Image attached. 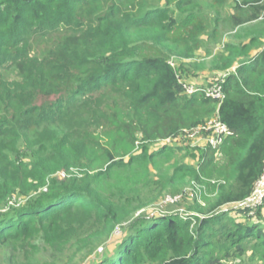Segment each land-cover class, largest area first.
Returning a JSON list of instances; mask_svg holds the SVG:
<instances>
[{
	"label": "trees",
	"instance_id": "16d2710c",
	"mask_svg": "<svg viewBox=\"0 0 264 264\" xmlns=\"http://www.w3.org/2000/svg\"><path fill=\"white\" fill-rule=\"evenodd\" d=\"M223 1L216 0L218 7ZM200 2L0 0L4 264H222L249 250L264 261V202L243 206L264 176V0H234L232 13L222 22L217 17V24L250 40L227 44L215 68L223 76L238 67L223 84V101L186 95L187 70L170 63L197 50L195 41L207 33ZM9 72L15 79L4 77ZM210 117L233 131L220 148L224 165L214 166L217 152L208 148L199 171L185 162L174 171L196 181L215 172L223 183L214 185V197L185 216H135L153 202L140 197V188L180 193L173 181L137 179L138 169L148 178L156 162L182 151L175 144L151 150L150 144ZM99 131H114L130 147L140 142L141 153L117 160L106 151L99 164L89 148L102 146ZM73 167L85 169L81 178L54 177ZM124 174L109 195L106 182ZM78 214L86 218L68 221Z\"/></svg>",
	"mask_w": 264,
	"mask_h": 264
},
{
	"label": "rangeland",
	"instance_id": "374dc122",
	"mask_svg": "<svg viewBox=\"0 0 264 264\" xmlns=\"http://www.w3.org/2000/svg\"><path fill=\"white\" fill-rule=\"evenodd\" d=\"M220 2L223 0H219ZM218 3V2H217ZM216 0H202L200 4H202L201 8L203 12L200 14L202 16L203 22L207 27V33L205 35L202 34L197 41L198 49L191 50L188 56L181 58L176 57L170 59V63L179 68L182 66L187 70L185 74H196L199 76L204 71H208L212 69V66H217L218 62H222L221 56L224 55L226 52V45L236 43V39L240 37L241 31L236 29H232V27L226 25L224 22L221 24L217 21V17L220 18L221 22L224 21L229 14L232 13V8L234 6V0L223 1L220 7H218ZM215 4V6L213 5ZM214 8H213V6ZM218 10V13H217ZM261 22V21H260ZM260 22L256 24L249 25L246 27V30H251L252 27H255ZM249 39V37H248ZM264 42V39H263ZM194 48V46H192ZM258 50V49H255ZM222 60V61H221ZM232 69L227 70L225 73L232 72ZM224 73V72H223ZM208 76V75H205ZM222 74L213 77V79H217ZM4 77L8 80L15 79L14 74L9 72L5 74ZM212 79V80H213ZM198 78L193 79L192 83H196ZM209 80V78L207 79ZM211 80V81H212ZM54 99V98H52ZM41 102V101H40ZM214 118L206 119L205 122L211 121ZM115 131V130H114ZM114 131L111 133L103 134L104 132L99 131L98 134L100 140L97 139L102 146H98L95 143L90 146V150H93L94 158L99 164H103L105 159L106 151H110L116 156V159L119 160L126 156L129 152L131 154H139L140 147L139 143H136L133 147L128 144L127 139L123 136L118 135ZM113 132V134H112ZM167 141L164 143L166 144ZM161 144L160 141H154L150 144L151 150H160V147H157ZM178 148L182 149L177 155H175L171 161H158L154 164L150 171L148 178H144L141 169L137 171V179L146 180L149 182H159L162 179V183H166L169 181H173L174 185H177L175 188L180 190V193L171 194L170 189L165 190L163 192H159V187L150 185L145 186L144 188H140L141 194L140 197L145 200L153 201L146 209H138L135 213V216H140L144 214H152L158 213L163 211L179 213L180 215L185 216V214H192L193 208L199 203L202 206H205L207 203L206 200H210L214 197L216 189L214 185H218L223 183L221 177L215 172L209 175H201L200 181H196V179H192L190 175L184 174L182 172L174 171V167L176 163L185 162L194 166L198 171L200 170V162H201V154L205 149H208L207 144L204 141L195 142L189 141L184 144L178 145ZM163 148V147H162ZM128 161V157H125ZM225 158L221 150L216 153L214 166L222 167L224 165ZM104 166V164H103ZM85 171L84 168H70L69 170H62L54 174V177H58L60 180L63 179H73V178H81V173ZM130 175H133L132 173ZM127 174H124L123 178H117L113 180L116 175H113L112 179L109 182H106V189H109V195H112V188L116 185L123 182L126 178ZM166 181V182H165ZM46 191V188L43 189ZM169 191V192H168ZM155 197V199H154ZM178 197L177 200H173ZM21 199L23 203V198H18L15 196V200ZM154 199V200H153ZM231 208L227 207L226 209ZM2 212H5L2 211ZM86 218V215H74L71 219L69 218V222H73L77 225L78 221H83ZM118 231H115V235L117 237ZM115 237V238H116ZM42 260H47L50 257V253L43 251L40 253ZM0 264H4L0 257ZM222 264H264V261L261 259L260 255L253 252L252 250L247 251L246 255L243 257H231L227 258L222 261Z\"/></svg>",
	"mask_w": 264,
	"mask_h": 264
},
{
	"label": "built area",
	"instance_id": "2783aa9c",
	"mask_svg": "<svg viewBox=\"0 0 264 264\" xmlns=\"http://www.w3.org/2000/svg\"><path fill=\"white\" fill-rule=\"evenodd\" d=\"M238 67H234L232 72H229L223 75L219 79H215L211 85L206 87L198 86L197 83L188 82L186 80L181 81L184 92L188 96L195 95L197 93H203L206 97L212 98L214 100L223 101L225 99V94L223 91V84L228 76L231 73L236 74ZM233 135V131L224 123H222L218 117L214 118L211 121H208L202 125H199L196 128L184 130L182 134L177 137L169 138L163 141H160L157 147L172 146L174 144H184L189 141L201 142L204 141L207 144V147L219 152L224 141ZM167 141L166 144H164ZM176 197L173 200H177ZM264 202V176L257 183L256 190L253 196L248 199L243 206L246 208L254 209L261 207Z\"/></svg>",
	"mask_w": 264,
	"mask_h": 264
},
{
	"label": "crops",
	"instance_id": "0c3cea01",
	"mask_svg": "<svg viewBox=\"0 0 264 264\" xmlns=\"http://www.w3.org/2000/svg\"><path fill=\"white\" fill-rule=\"evenodd\" d=\"M236 41H238V42L243 41L245 44H248L250 42V40L248 39L247 36L243 37L242 40L237 38ZM257 53H258V50L254 49V51H252L251 55L254 56ZM235 67H237V66H235ZM215 68H216V66H212V69H210V70H208L206 72L203 71L201 73V75H199V76L197 75V73L196 74H193V73L185 74L187 76L185 78V80L188 81V82H193L191 80L198 78V80L195 81L198 84V86L206 87L205 85H207V83L211 82L213 77H216L217 75H219L221 73V72L215 71ZM205 75H208V76H205ZM208 78H209V80H207Z\"/></svg>",
	"mask_w": 264,
	"mask_h": 264
}]
</instances>
